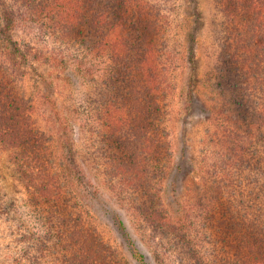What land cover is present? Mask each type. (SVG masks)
<instances>
[{
    "label": "trees",
    "instance_id": "trees-1",
    "mask_svg": "<svg viewBox=\"0 0 264 264\" xmlns=\"http://www.w3.org/2000/svg\"><path fill=\"white\" fill-rule=\"evenodd\" d=\"M14 1L16 5L0 15L4 22L0 35L10 34L17 19H28L52 37L60 51L66 47L107 56L110 74L96 94L105 112L100 119L112 174L139 189H145L149 179L158 175L159 192L164 190L179 208L178 185L191 168L186 166L184 146L173 160L167 80L160 71L162 59L168 55L165 32L172 6L164 0ZM216 6L223 40L210 78L220 107L221 129L211 142L225 145L226 153L225 158L218 157L222 166L214 165L210 184L205 188L204 183L209 182L205 179L203 185L197 183L196 195L204 211L194 231L197 237L190 230L192 225L170 219L153 189L141 197L137 194L136 212L147 223L151 244L167 250L176 264H264V75L259 71L264 63V0H216ZM19 55L21 64L29 58L41 65L51 63L47 54L30 46L19 50ZM59 61L64 68L66 61ZM13 83L3 63L0 142L15 150L16 171L33 191L35 206L45 210L48 226L47 240H35L37 256L32 264H151L145 243L135 237L115 203L105 200L94 186L66 139L71 173L96 211L112 225L123 251L95 221L85 217L88 213H83L79 200L58 179V171L53 172L49 136L33 119L32 104L22 88L16 91ZM198 102L192 101L189 108L204 112ZM229 149L235 161L241 160V172L228 155Z\"/></svg>",
    "mask_w": 264,
    "mask_h": 264
},
{
    "label": "rangeland",
    "instance_id": "rangeland-1",
    "mask_svg": "<svg viewBox=\"0 0 264 264\" xmlns=\"http://www.w3.org/2000/svg\"><path fill=\"white\" fill-rule=\"evenodd\" d=\"M164 2L172 6L167 19L170 25L166 26L165 32V40L169 42L168 55L160 65V71L167 80L169 142L173 160L178 159L182 146L186 147V166L190 165L191 168V171H185L178 185L181 194L179 208L166 197L164 190L159 192L158 188L162 185L158 175L149 179L145 189H139L129 185L126 179L115 178L112 174L108 155L104 153L103 134L106 132L100 119L105 112L102 111L101 98L96 94L102 81L110 74L106 55L97 57L66 47L60 51L58 47L61 46L52 37L44 35L38 24L28 19L21 22L17 19L10 34L0 35V65H6L10 81H14V89L18 91L22 88L24 97L32 104L33 119L49 136V146L54 153L51 157L53 172L58 171V179L67 184L70 192L79 200L83 213H88L85 217L95 221L99 230L122 252V243L112 225L96 211L88 193L71 173L66 145V139H69L76 161L94 186L103 193L105 200L115 203L135 237L145 243L151 264L176 263L167 250L160 248L159 244H151L147 223L136 212L137 194L141 197L153 189L154 195L161 197L172 221L181 220L192 225L191 232H197L200 216L204 214L203 204L196 195L197 183L203 185L205 179L209 182L204 183V187L210 184L214 179V165L215 168L219 163L222 166L218 157L223 159L226 153L225 145L217 146L211 142L213 134L221 129L220 107L210 78L223 40L219 26L222 18L216 0H195V5L192 0ZM14 4V0H0V15L3 11H10ZM1 19L0 32L4 26ZM26 46L33 51H43L51 63L37 64L32 58L24 64L18 63L21 62L19 50ZM12 51L18 54L13 56ZM59 58L66 61L64 68H60ZM263 64L259 67L262 75ZM262 82L260 80L259 84ZM49 86H53L51 91L46 90ZM47 92L49 99L45 97ZM192 101H199L205 111L201 112L200 108L192 111L188 106ZM227 153L234 164H239L241 172V160L235 161L230 149ZM229 168L232 169V164H229ZM156 173L160 177L158 166ZM205 202L208 203L207 200ZM35 205L33 191L16 171L15 150L7 149L0 142V264H32V259L37 256L33 250L37 244L35 240H47L45 210Z\"/></svg>",
    "mask_w": 264,
    "mask_h": 264
}]
</instances>
